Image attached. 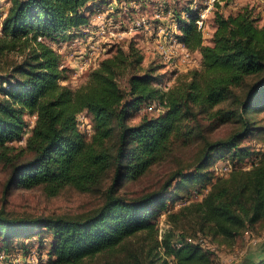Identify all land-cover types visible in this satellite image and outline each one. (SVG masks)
I'll use <instances>...</instances> for the list:
<instances>
[{
	"label": "trees",
	"instance_id": "trees-1",
	"mask_svg": "<svg viewBox=\"0 0 264 264\" xmlns=\"http://www.w3.org/2000/svg\"><path fill=\"white\" fill-rule=\"evenodd\" d=\"M90 1L12 0L0 51L16 48L30 34L57 36L85 25L88 19L79 10ZM215 20L212 44L207 45L197 24L179 18L178 38L201 54V65L168 89L159 87L163 80L155 74L157 68L142 69L144 55L135 42L103 66L99 86L76 106L56 95L60 73L51 71L57 58L48 49L0 79V94L8 98L0 100L5 197L36 187L49 195L68 186L103 191L110 180L101 206L79 217L19 219L1 210L0 255L11 262L20 254L26 264H33L26 261L30 255L35 264H213L212 254L191 241L194 236L176 218L192 217L195 233L230 244L264 221V151L243 143L264 132L256 117L264 111V22L250 6L228 16L218 12ZM121 67L131 71L128 90L116 78ZM149 107L158 114L146 111L138 124L128 123ZM82 110L91 116L89 140L78 116ZM27 113L36 115V121L26 137ZM233 124L228 137L212 136ZM25 137V147L11 145ZM191 143L200 148L194 170L174 171L158 190L137 199L120 193L172 157L177 146ZM227 159L231 171L217 175V163ZM247 159L252 162L248 167ZM170 201L182 202L179 213H173ZM163 214L175 225L160 228L157 219ZM35 239L37 256L31 249ZM263 255L258 264H264Z\"/></svg>",
	"mask_w": 264,
	"mask_h": 264
},
{
	"label": "rangeland",
	"instance_id": "rangeland-1",
	"mask_svg": "<svg viewBox=\"0 0 264 264\" xmlns=\"http://www.w3.org/2000/svg\"><path fill=\"white\" fill-rule=\"evenodd\" d=\"M135 0H91L85 7L79 10V13L88 19V23L79 27H72L68 31L62 32L57 36H38L35 38L32 34L22 38L18 46L12 50L0 51V79L10 77L15 74V67L25 59H32L36 54L41 53L42 49L52 51L51 58H57V63L51 71H58L59 88L57 94L64 101L76 106L80 99L86 93H91L94 86H99L101 80H98L105 66L109 61L115 60L122 52L129 51L131 43L135 42L136 47L144 55L142 69L146 71L149 68H157L155 74L160 76L164 83L171 86L175 85L179 79L187 78L192 71L200 67L199 52L194 51V61L190 64H182L177 68H170L165 64L156 50L155 37L158 34H150L146 30L130 32V27L137 25V21L142 15H151L154 10V0L151 2L139 1V10L125 13V9L132 10ZM175 11V15L182 19V16H195L191 11L194 2L201 5V0H181L179 4H172V0H167ZM113 3V4H112ZM169 4V5H170ZM13 3L12 0H0V40L5 39L2 32L3 21L8 15ZM111 5L114 7L111 8ZM131 5V6H129ZM148 5V6H147ZM250 6L255 14L264 22V0H218L217 5L208 14L205 21V29L198 31L203 41L207 45L212 44L214 32L216 30V15L218 12L228 16L241 10L243 7ZM138 13V15H137ZM137 15V16H135ZM178 18V20H179ZM193 22V20H191ZM191 22V23H192ZM127 29L126 32L124 30ZM5 37V38H4ZM8 38V37H7ZM42 61V60H40ZM117 62V61H116ZM131 71L127 68H118L117 80L122 90L129 89V79ZM162 82V83H163ZM164 83L162 85H164ZM161 84V83H160ZM1 101H8L0 94ZM149 116L157 115L153 107L144 108L141 113H136L128 123L136 125L141 120V114L147 113ZM155 111V112H154ZM78 116L85 124V132L88 140L91 138V116L88 110H82ZM259 126L264 127V111L257 114ZM28 124L27 135L34 126L36 115L28 114L24 116ZM235 124L224 125L216 130L212 136L214 138H226L235 129ZM90 134V135H89ZM26 137L21 141L12 143L16 148L25 147ZM258 143V145L256 144ZM243 143L249 144L254 151H264V132L261 138H251ZM199 145L188 144L179 148L176 147L174 155L165 162L155 165L144 177L138 181L127 183L120 191L128 199H137L148 192L158 190L164 179L176 170H185L186 172L194 170V164L198 157ZM216 155L215 158H217ZM247 161V162H246ZM246 167L252 162L246 160ZM245 166V165H244ZM232 166L230 160H221L217 163V175L230 172ZM6 171L0 165V211L13 218H36L42 216H67L79 217L89 214L103 203V192L110 183L108 179L103 185V191L99 189L95 192H82L77 188L68 186L57 195H49L42 187L32 189H19L10 192L5 197L4 189L6 185ZM174 187L170 189V195ZM201 198V196H200ZM173 213H179L181 201L173 204L170 201ZM177 224L186 229L189 236H194L195 243L210 252L213 257V264H258L260 257L264 254V221L257 223L252 228L244 230L235 241L230 244L221 238L214 239L206 236L204 233H195L198 228L193 223V218L183 219L182 216L176 218ZM158 225L162 229L174 226L175 223L163 214L157 219ZM171 225V226H170ZM49 237V235H47ZM38 240L32 242V252L36 255ZM138 242V241H136ZM17 248L13 251H16ZM34 256V255H33ZM37 256V255H36ZM264 256V255H263ZM19 255L15 259H19ZM14 263L15 260L13 259ZM0 264H9L1 261Z\"/></svg>",
	"mask_w": 264,
	"mask_h": 264
},
{
	"label": "built area",
	"instance_id": "built-area-1",
	"mask_svg": "<svg viewBox=\"0 0 264 264\" xmlns=\"http://www.w3.org/2000/svg\"><path fill=\"white\" fill-rule=\"evenodd\" d=\"M139 1L142 0H135L133 1V7L130 11L129 9H125V13L133 12V14H136L135 12L139 10L140 3ZM152 0H143L144 2H151ZM181 0H172V4L176 5L179 4ZM197 1V0H196ZM218 0H201V5L197 4L196 2L193 3L191 6V11L194 13L195 16L190 17V20L188 23H191L193 20L194 26L196 27V24L200 23L198 25L197 30L201 31L205 29V21L208 16V14L214 9V7L217 5ZM113 4V3H112ZM167 0H154V10L152 11L151 15L144 14L142 17H140L137 21V25L130 27V32L132 31H138V30H146L148 33L153 34L156 33L158 36L155 37L156 42V50L158 54L161 56L163 61L167 66L170 68H177L179 65L182 64H190L194 61V53L191 51L183 42H181L178 38L179 35H181L180 30V23L178 20V17L175 15L174 9H172V5ZM131 6V5H129ZM148 6V5H147ZM114 6L111 5V8ZM135 11V12H134ZM138 15V13H137ZM135 15V16H137ZM189 16L187 17L185 15L182 16V20L187 21ZM127 29L124 30L126 32ZM164 83V82H163ZM161 82L159 84L160 88L168 89L171 85L168 83H164V85ZM83 128H85V124L82 125ZM90 130V129H88ZM19 259H14L9 262V264H26L23 261V257H21L20 254ZM17 255V257H18ZM10 257L6 255L5 253L0 255V263L1 261H5V263H8V259ZM27 263H33L35 264L37 262L35 256H29L26 258Z\"/></svg>",
	"mask_w": 264,
	"mask_h": 264
},
{
	"label": "crops",
	"instance_id": "crops-1",
	"mask_svg": "<svg viewBox=\"0 0 264 264\" xmlns=\"http://www.w3.org/2000/svg\"><path fill=\"white\" fill-rule=\"evenodd\" d=\"M198 56H199V62H200V65H201V54L199 53ZM199 68H197V69H199Z\"/></svg>",
	"mask_w": 264,
	"mask_h": 264
},
{
	"label": "bare ground",
	"instance_id": "bare-ground-1",
	"mask_svg": "<svg viewBox=\"0 0 264 264\" xmlns=\"http://www.w3.org/2000/svg\"><path fill=\"white\" fill-rule=\"evenodd\" d=\"M200 23L197 24V26L199 25Z\"/></svg>",
	"mask_w": 264,
	"mask_h": 264
}]
</instances>
